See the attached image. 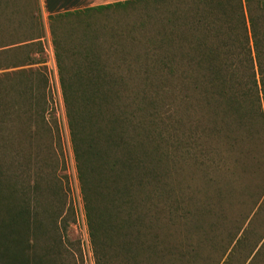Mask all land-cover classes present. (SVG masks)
Returning <instances> with one entry per match:
<instances>
[{
    "label": "trees",
    "instance_id": "1",
    "mask_svg": "<svg viewBox=\"0 0 264 264\" xmlns=\"http://www.w3.org/2000/svg\"><path fill=\"white\" fill-rule=\"evenodd\" d=\"M136 1L51 15L47 17L48 24L51 28L52 22L63 16L122 7ZM208 8L207 19L199 18L182 30L193 31L192 40L183 36L174 42L172 38L160 40L168 49L175 50L164 52L155 61L162 88L166 90L169 81H175L177 135L173 138L158 140L143 136L141 140L140 134L149 135L152 131L144 117L155 107L150 98L142 103V110L136 108L141 103L135 109H127L124 104L120 108L113 103L114 85L124 87L123 79L108 72L96 56L87 51L76 54V63L64 80L55 55L68 141L94 264H219L227 246L232 241L239 242L235 237L243 225L246 226L241 233L264 219V197L260 199L258 195L252 212L240 221L228 244H220L223 239L218 231L223 232L221 227L229 222L230 204L226 208L224 205L231 190H222L215 180L217 175L233 176L235 168H239V177L245 178L248 164L260 161L264 187V0H208ZM25 59L10 68L25 66L29 61ZM2 76L0 83L12 77L17 81L16 90H9L19 105L14 113L29 126L35 125L33 131L22 136L23 142L30 144L40 139L45 111L44 74L19 69ZM29 77L34 79V86L26 85ZM4 95L0 97V127L5 125L3 118L12 111L6 101L7 93ZM15 140L0 132V264H68L65 260L72 255L65 246V229L62 232L57 226V214L46 209L37 214L39 208L36 204L35 210L31 209L26 188L16 186L3 173L2 151ZM220 150L225 155L235 152L237 157L215 160L212 155ZM172 151L178 152V157L171 155ZM254 151L259 152L257 157L250 154ZM231 161L232 166L226 165ZM190 162L195 170L192 174L198 172L203 181V193L197 185L183 198L175 195L170 179L176 174V164L180 171L181 163ZM46 190L54 194L55 186L48 183ZM238 191L247 194L242 187ZM39 192L37 179L31 193ZM164 207L178 213L180 210L184 235L175 242L169 239L173 235L155 227L158 218L151 220L148 216L154 208L160 211ZM168 209L166 212L171 216ZM189 229L194 233L200 231V241L209 243L210 251L220 249V253L213 260L209 257L200 260L201 248L199 243L191 244ZM221 264H228V260Z\"/></svg>",
    "mask_w": 264,
    "mask_h": 264
},
{
    "label": "rangeland",
    "instance_id": "2",
    "mask_svg": "<svg viewBox=\"0 0 264 264\" xmlns=\"http://www.w3.org/2000/svg\"><path fill=\"white\" fill-rule=\"evenodd\" d=\"M208 9V0H138L122 7L82 11L76 16H63L52 22L50 28L48 16L76 10L47 14L42 9L40 0H0V78L19 69H26L38 70L46 79L45 111L41 122L43 128L38 134L41 138L32 140L30 144L23 142L22 136L33 131L35 125L31 123L29 126L23 117L20 119L17 117L15 113L19 105L16 97L9 92L13 88L16 90L17 81H13L12 77L0 83V97H5L4 93H7L8 108H12L11 112L9 109L8 116L3 118L5 125L0 127V132L16 139L2 151L5 158L2 162V170L13 182H16V186L21 185L26 188V192H29L26 198L31 209L35 210L36 204L39 208L37 214H40L42 209L54 210L57 214L55 216L57 226L61 227L62 232L65 229L63 233L65 246L72 255L65 260L66 263L94 264L88 245L82 203L68 141L55 55L61 64L64 80H67L76 63V54L87 51L90 55L96 56L108 72L115 74L116 78L123 79L124 87L114 85L116 97L113 103H117L120 108L124 104L127 109H135L136 105L141 103L136 108L142 110L144 109L142 103L148 102L150 98L155 107V111L143 116L151 125L152 133L140 134L141 140L143 136H149L151 139L155 137L158 140L173 138L177 135L174 126L175 81L171 79L164 90L158 78V65L155 61L157 56L163 55L164 52L175 50L168 49L160 40L172 38L174 42L179 41L177 38L180 36L188 41L192 40L191 35L194 32L183 33L182 30L199 18L207 19ZM25 58L29 59L25 66L10 68L26 60ZM29 78L26 85L34 86V79ZM165 109L167 111L163 112ZM0 120H2L1 116ZM162 148L164 150L165 146ZM175 152L171 155L178 157V152ZM225 154L220 150L212 157L215 160L225 156L230 160L237 157L235 152ZM250 154L257 157L259 152L254 151ZM231 163L232 161L226 165L232 166ZM192 164L181 163L180 171L176 164V174L170 179L175 195L185 198L186 194L197 185L203 193V181L198 177V172L196 175L192 174V170L195 171ZM239 172L240 169L235 168L233 176H219L214 173L217 175L215 180L219 181L222 190H231L229 199L231 198L232 201L228 199L224 205L226 208L230 204L227 217L229 222L221 227L223 232L218 231L221 233L219 238L222 236L223 240L220 244L223 246L234 236L235 229L244 216L249 211L252 212V205L258 195L260 199L264 197L260 161L248 164L245 178H240ZM37 179L40 182V192L33 194L31 191ZM48 183L55 186L54 194L49 190L45 191V185ZM240 187L247 194H240L238 191ZM196 195L201 198V195ZM167 209L164 207L159 211L154 208L153 212L150 211L153 214L148 216H151V220L158 218L155 227L162 233L173 235L169 239L175 242L184 235L179 219L180 210L178 213L170 208L168 210L172 215L168 216ZM245 226L244 224L241 231ZM43 227L49 229L46 223ZM241 231L235 237L240 239L239 242L232 241L227 246L219 259L221 260L219 264L223 260H228V264H264V219L261 224L248 227L242 233ZM188 234L191 244L199 243L200 260H207V257L213 260V257L220 253V249L215 252L210 251V244L200 241V231L194 233L189 229ZM242 260L246 261L242 263Z\"/></svg>",
    "mask_w": 264,
    "mask_h": 264
},
{
    "label": "crops",
    "instance_id": "3",
    "mask_svg": "<svg viewBox=\"0 0 264 264\" xmlns=\"http://www.w3.org/2000/svg\"><path fill=\"white\" fill-rule=\"evenodd\" d=\"M124 1L131 0H40V3L47 14H53L58 11L94 8Z\"/></svg>",
    "mask_w": 264,
    "mask_h": 264
}]
</instances>
